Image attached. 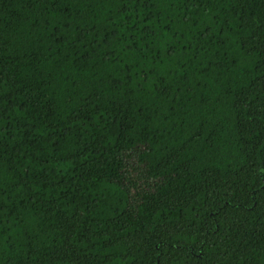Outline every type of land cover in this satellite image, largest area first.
Listing matches in <instances>:
<instances>
[{"label": "trees", "instance_id": "trees-1", "mask_svg": "<svg viewBox=\"0 0 264 264\" xmlns=\"http://www.w3.org/2000/svg\"><path fill=\"white\" fill-rule=\"evenodd\" d=\"M0 264H264V0H0Z\"/></svg>", "mask_w": 264, "mask_h": 264}, {"label": "rangeland", "instance_id": "rangeland-1", "mask_svg": "<svg viewBox=\"0 0 264 264\" xmlns=\"http://www.w3.org/2000/svg\"><path fill=\"white\" fill-rule=\"evenodd\" d=\"M126 162L127 170L125 182L131 185L133 195H137L140 189H145L147 186L154 183L153 180L147 178L145 167L137 158V150H133L129 153Z\"/></svg>", "mask_w": 264, "mask_h": 264}]
</instances>
